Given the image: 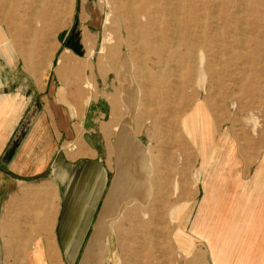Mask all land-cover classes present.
Masks as SVG:
<instances>
[{
	"label": "rangeland",
	"instance_id": "1",
	"mask_svg": "<svg viewBox=\"0 0 264 264\" xmlns=\"http://www.w3.org/2000/svg\"><path fill=\"white\" fill-rule=\"evenodd\" d=\"M97 1L109 23L92 64H109L108 102L143 154L115 193L114 156L103 202L111 197L113 204L104 214L101 205L92 228L100 230L99 264H264V0ZM73 6L74 0H0V48L19 65V57L42 63ZM95 74L81 81L85 100L96 97ZM198 103L211 127L208 169L184 127L194 129ZM45 186L40 224L30 231L32 211L20 213L11 233L0 236V264H35V254L44 264L41 253L26 256L32 236L50 238L45 225L55 202ZM177 229L192 247H178ZM41 247L48 264H66L53 241Z\"/></svg>",
	"mask_w": 264,
	"mask_h": 264
},
{
	"label": "crops",
	"instance_id": "2",
	"mask_svg": "<svg viewBox=\"0 0 264 264\" xmlns=\"http://www.w3.org/2000/svg\"><path fill=\"white\" fill-rule=\"evenodd\" d=\"M102 25L97 0H74L68 26L42 63L29 64L19 57V65L0 48V236L11 233L9 228L25 210L32 211L27 225L33 231L40 224L39 201L43 193L49 195L45 185H51L55 213L45 225L50 238L32 236L35 246L26 256L41 253L44 264L48 261L42 241H53L59 260L79 264L88 237L81 264H99L100 230L92 228L101 205L104 214L113 204L111 197L103 202L110 190L114 156L118 166L114 193L132 178L133 165L143 157L117 120L115 102H108L111 78L104 69L109 64L104 58L92 64ZM91 71L99 72L94 78L97 94L85 100L81 81ZM14 239H19L18 232ZM8 251L13 252L5 249L4 254Z\"/></svg>",
	"mask_w": 264,
	"mask_h": 264
},
{
	"label": "bare ground",
	"instance_id": "3",
	"mask_svg": "<svg viewBox=\"0 0 264 264\" xmlns=\"http://www.w3.org/2000/svg\"><path fill=\"white\" fill-rule=\"evenodd\" d=\"M33 10L35 11V9H33ZM108 23H109V16H108V14H106V17L104 18L103 24L107 25ZM191 114L193 116V122L195 125L194 129L193 128L192 129L187 128V124L183 122L184 127L186 129V132H187V130H191L193 132L196 146L199 148L201 155L204 158L203 165H204V167L207 166L206 169H208L209 163L211 162V159H210L211 154L209 156V153H208V151H209L208 147L210 145L209 143H211V139H212L211 127L209 125V121L207 119V116L204 112L203 106L200 103L195 105ZM189 121H190V119H189ZM203 176H208V174H204ZM210 176H213V175H210ZM145 191L148 194L149 188L145 189ZM179 211H180V209H175L173 212V217H175L179 213ZM173 238L175 240V243L182 250H187L190 247H192L191 238L187 234L182 232L180 229H177L174 231ZM33 256L35 257V260L37 259L35 264H43L42 259L37 254H35Z\"/></svg>",
	"mask_w": 264,
	"mask_h": 264
}]
</instances>
